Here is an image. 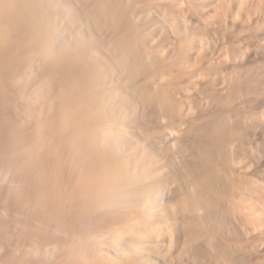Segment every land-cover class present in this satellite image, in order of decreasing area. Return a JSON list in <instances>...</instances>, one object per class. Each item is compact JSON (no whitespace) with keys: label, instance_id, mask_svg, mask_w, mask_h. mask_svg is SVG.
Instances as JSON below:
<instances>
[{"label":"bare ground","instance_id":"1","mask_svg":"<svg viewBox=\"0 0 264 264\" xmlns=\"http://www.w3.org/2000/svg\"><path fill=\"white\" fill-rule=\"evenodd\" d=\"M163 1L0 0V181L6 186H0V213L8 214L0 215V264H169V258L189 257L264 264V224L254 221L255 208L251 214L249 206L257 201L258 178L241 176L230 164L238 145L247 149L259 137L247 133L248 125L255 127L253 133L264 127L259 125L264 124V100L242 107L248 94H257L261 75L257 86L251 79L257 70H243L251 80L237 79L234 75L242 71L235 70L228 83L232 88L217 80L219 91L210 82L220 92L216 95L205 86L210 85L203 82L205 73L194 72L210 91L205 93L210 100L203 98L207 90L191 81L198 102L210 101L201 108L202 120L205 108L216 113L212 119L205 113L210 119L202 124L200 106L195 121V110L187 106L195 102L188 101L193 74L189 97L184 84L178 102L168 95V74L195 58L197 45L162 28ZM219 10L218 16L225 11ZM249 37L235 38L239 45L224 50L249 54L254 42ZM154 38L161 39L165 51ZM227 75L219 77L231 79ZM262 84L258 96L264 97ZM241 92L248 97L240 100ZM238 104L243 109L235 112ZM139 107L141 113L149 110L148 120L139 110L141 117L135 115ZM133 117L155 119V129L124 124ZM245 127L250 142L244 139ZM242 138L249 142L245 147ZM236 149L247 157L246 149Z\"/></svg>","mask_w":264,"mask_h":264},{"label":"rangeland","instance_id":"2","mask_svg":"<svg viewBox=\"0 0 264 264\" xmlns=\"http://www.w3.org/2000/svg\"><path fill=\"white\" fill-rule=\"evenodd\" d=\"M163 1V0H162ZM166 1V2H165ZM168 1V2H167ZM173 3H175V4H172V2ZM164 0L163 1V4H166L165 6V10H164V12H162L163 14L162 15H164V23H163V25H164V27H162V28H164V30H166L167 28H169V29H167V31L168 30H170L171 32L173 31L174 32V34L175 35H177V37L179 36V38H181L182 37V39H183V41H189V42H191V43H196V45H197V52L198 53H194V55H195V58H192V59H190V61H189V63H188V61L187 62H185V64H183V65H185V66H177L178 68L176 69L177 71H171V72H169V73H171V74H168V78H170L171 80L168 82L169 84H170V87L171 88H173L172 86H174V88L172 89V90H174L175 88V90H179V91H172L171 90V88L169 87V85H168V83H167V87H169V92L170 93H168L167 91H166V95H167V93H168V95H169V97H171V98H173V100H175L174 102H178V99H180L179 101H181V98L183 97V92H181L182 93V96L180 95V88H181V90L183 89V87L186 85V87H187V84H188V79L191 77L190 75L191 74H193V77L195 78V79H193L192 77H191V80L189 79V85H191V86H188L189 88H192V86H194L193 84H192V82L191 81H193L194 83H196L197 84V86L198 87H200V89H202V86L205 84V86L207 85V86H211V84H210V82L213 84V82L215 83V89H217V90H221L222 89V87L223 86H225L224 85V83H229L230 82V84H231V80L233 79L232 77H236L237 79H243V78H245V79H243V80H257L259 77H260V75H261V77L260 78H264V76H263V74L262 73H264V69H263V65H264V3L262 4V1L264 2V0H223L224 1V4H223V2H222V0H218V2H217V0H190V2H189V0L187 1V3H184V2H186V1H180L179 2V0ZM175 1V2H174ZM178 1V2H177ZM193 1V2H192ZM195 2V3H194ZM176 3H179V4H176ZM183 3V4H182ZM219 3H220V6L221 5H223V6H225V9H224V7H223V9L225 10H223L222 9V7H219V8H221L220 10H222V11H224L223 12V14H220V16L222 15H224V17L225 18H223L224 19V23L222 22V21H220L221 19H222V16L220 17V16H218L219 15V12L217 13L216 12V10L218 11L219 10V8H218V5H219ZM181 4V5H180ZM185 4V5H184ZM190 4V5H189ZM193 6H192V5ZM213 4V5H212ZM215 4V5H214ZM228 4H229V6H228ZM176 5V6H175ZM229 7H227V6ZM181 7V8H179V7ZM183 6H186V7H183ZM190 6V7H189ZM217 6V7H216ZM259 6V7H258ZM176 7V8H175ZM211 7V8H210ZM179 8V9H178ZM213 8V9H212ZM218 8V9H217ZM169 9V10H168ZM257 9V10H256ZM261 9V10H260ZM214 10V11H213ZM219 10V11H220ZM222 11H220V13H222ZM213 12V13H212ZM217 14V15H213V14H215V13ZM263 13V14H262ZM165 14H166V16H165ZM260 14V15H259ZM230 15V16H229ZM263 15V16H262ZM259 16V17H258ZM213 17H214V19H213ZM217 19H216V18ZM168 18V19H167ZM220 18V19H219ZM227 18V19H226ZM186 21H189V23L188 22H186V23H184L185 22V20ZM215 19H216V21H215ZM222 19V20H223ZM227 21H226V20ZM261 19H263V20H261ZM218 20L220 21V22H222V25H220L221 23H219L218 22ZM182 21H184L183 23H182ZM212 21V22H211ZM215 21V22H214ZM214 22V23H213ZM168 25H167V24ZM182 23V24H181ZM187 23H188V25H187ZM219 23V24H218ZM227 23V24H226ZM191 24V25H190ZM260 24H262V25H260ZM162 25V26H163ZM170 25V26H169ZM210 25V26H209ZM216 26V27H215ZM218 26V27H217ZM223 26V27H222ZM166 28V29H165ZM174 29V30H173ZM262 31V32H261ZM172 32V33H173ZM249 34V35H248ZM242 35V36H241ZM181 36V37H180ZM246 36H250L251 37V39H250V37L248 38V40L249 41H251L252 40V38H254L253 40H254V42L252 41V44H255V45H253V47H252V44L250 45L251 47H249V50H250V52H249V54L251 55H249L248 53H244V52H240V53H244L243 55L242 54H236V55H231L230 53H229V51H225L224 50V47H225V49L226 50H230L231 48H233V47H235V46H233V43L235 42H237L238 43V41L237 40H240V39H246ZM255 36H256V38H255ZM260 38H259V37ZM241 37V38H240ZM237 40H236V39ZM181 39V40H182ZM185 39V40H184ZM261 39H262V41H261ZM154 40H155V42H154ZM154 40H153V42H154V44L159 48V49H161V51L162 50H164V43H162L161 42V39L159 40V39H155L154 38ZM156 40H159V42L158 41H156ZM186 41V42H187ZM261 41V42H260ZM240 42H241V40H240ZM239 42V43H240ZM258 42V43H257ZM159 43V44H158ZM162 43V44H161ZM188 43V42H187ZM227 43V44H226ZM230 43V44H229ZM232 43V44H231ZM234 43V44H235ZM251 43V42H250ZM158 44V45H157ZM161 45V46H160ZM232 45V46H231ZM235 45H239V44H235ZM224 46V47H223ZM229 46L231 47L230 49H228L229 48ZM256 46H257V48H256ZM228 47V48H227ZM255 47V48H254ZM259 47H260V49H259ZM199 48V49H198ZM221 48V49H220ZM251 48V49H250ZM166 49V48H165ZM255 49V50H254ZM251 50H254V52L253 51H251ZM165 51V50H164ZM163 51V52H164ZM223 51H225L224 53H223ZM262 52V54H261V52ZM229 53L230 55H231V57H230V55L228 56V54L227 53ZM253 52V53H252ZM226 53V54H225ZM252 53V54H251ZM222 54H224V55H222ZM194 55H193V57H194ZM241 55V56H240ZM253 55V56H252ZM235 56H236V58H237V56H238V58L237 59H235ZM250 56V57H249ZM234 57V58H233ZM194 59H196L195 61H194ZM202 62H201V61ZM242 60V61H241ZM194 61V62H193ZM197 61V63H195ZM193 62V63H192ZM263 63V64H262ZM198 64V65H197ZM231 66H230V65ZM236 64V65H235ZM253 64H254V66H253ZM256 64V65H255ZM257 64H258V66H257ZM260 64V65H259ZM187 65V66H186ZM234 65V66H233ZM261 65H262V67H261ZM242 66V67H241ZM251 66V67H250ZM255 66H257V67H255ZM194 68L193 70H192V68ZM235 67V69L233 70V68ZM246 67H248L247 68V70L245 69ZM261 67V68H260ZM181 69V71H180V69ZM240 69H242V70H240ZM252 69H254V70H252ZM263 71L262 73H261V70ZM174 70V69H173ZM202 70V71H201ZM229 70H231V72L229 71ZM233 70V71H232ZM235 70H237V71H239V73H241V71H242V75L240 74V76L238 77V72L236 73L237 75H234L233 74V72L235 71ZM246 70V71H250L251 73H253L254 74V71L256 72V70H257V72L254 74V76H253V78H251L250 76H252V75H249L248 74V72H246V77H247V75H248V77L249 78H251V79H248V77L246 78V77H243V75L245 74V72L244 71ZM252 70V71H251ZM258 70H260L259 72H258ZM190 71V72H189ZM199 71V72H198ZM173 72H174V74H173ZM180 72V73H179ZM194 72L195 73H199V74H201L202 72H204L205 74H203V75H205L206 77H209V78H206L205 76V78H203V82H205L206 80L209 82V84L210 85H208L206 82L203 84V85H201L202 84V80L201 79H199V78H201V77H198V76H200L199 74H198V76H196L195 77V75H197V74H194ZM210 72V73H209ZM227 72H229L230 74H228V75H232L231 77H229L228 75H227ZM249 72V73H250ZM257 73H258V77H257ZM176 74H177V77H176ZM178 74L180 75V76H178ZM187 74V75H186ZM207 74H209L208 76H207ZM221 74V76L222 75H227L229 78H231V79H227V80H225V79H221V76L219 77V75ZM174 75V79L172 78V76ZM185 75H186V78H187V76H188V78L187 79H185L184 78V80H183V77H185ZM203 75H201L202 77H203ZM234 75V76H233ZM245 76V75H244ZM180 77V78H179ZM223 77V76H222ZM226 77V76H225ZM240 77H242V78H240ZM179 78V79H178ZM214 78H216V79H214ZM236 78H234V79H236ZM258 79V80H260V81H263V82H261L260 83V81H258V84H257V86L258 85H260V86H262L263 84L262 83H264V80H263V78H262V80L261 79ZM175 79H177L176 81H175ZM206 79V80H205ZM173 80V81H172ZM196 82H195V81ZM205 80V81H204ZM211 80V81H210ZM213 80V81H212ZM217 80H221V82L222 81H224V82H222V84H221V82H217ZM240 80V81H241ZM187 81V82H186ZM226 81V82H225ZM228 81V82H227ZM217 82V83H216ZM172 83V84H171ZM176 83H179V84H176ZM183 83V84H182ZM201 83V84H200ZM260 83V84H259ZM185 84V85H184ZM195 84V85H196ZM199 84L201 85V86H199ZM219 84H221L222 85V87L219 85ZM230 84H228V85H226L225 87L227 88V89H229V88H232L231 86H230ZM175 85L176 86H180V87H178V89H177V87H175ZM212 85V86H213ZM217 85V86H216ZM210 87V88H212V91H211V93L212 92H214L213 90H214V88L213 87ZM229 88H228V87ZM243 86V85H242ZM242 86H241V88H242ZM259 86V89H258V91L257 92H255V93H257V94H254L253 95V92L252 93H250V94H248V88H246L245 86H243L244 88L243 89H241V91L243 90V91H247V94H248V96H246L247 94L245 93V92H241V94H242V97H244V96H246V97H244V98H240V96H239V98H240V100H244V99H246L247 97V102H246V100H245V103H248V104H244V106L242 105V107L244 108L245 106L247 107V106H253V105H255L256 104V101L255 100H257V103L259 102V101H262V100H264V97H262V93H260V95L258 96V92H259V90H260V92H262L261 90H262V88ZM186 87H184V88H186ZM186 88L185 90H187V89H189V88ZM196 88V86L194 87V88H192V90H189V93H188V90H187V92H184V96H185V93H188V95L190 94V92H191V97H190V99L191 100H188V101H192L194 98H195V93H196V95H197V90L194 92V94H193V89H195ZM205 87L203 86V89H204ZM219 88H221V89H219ZM226 88H223V89H225V90H227ZM258 88V87H257ZM165 89H166V87H165ZM197 89H199V88H197ZM248 89V90H247ZM167 90V89H166ZM172 92H177V95L179 96H174V95H172L171 96V91ZM204 90H207V91H205L204 92V94H203V98H206V96H210V94H208V95H206L207 93L206 92H208V93H210V91H209V89H207V87L204 89ZM231 90V89H230ZM230 90H228V91H230ZM184 91V90H183ZM199 91V94L198 95H200L201 93H200V90H198ZM216 91V90H215ZM218 91V92H219ZM203 92V91H202ZM179 93V94H178ZM206 93V94H205ZM215 93V92H214ZM220 93V92H219ZM219 93H215L216 95H218ZM172 94H174V93H172ZM176 95V94H175ZM185 96V97H189V96ZM206 95V96H205ZM257 95V96H256ZM263 95H264V91H263ZM207 97V99L209 98V100H210V97ZM255 98H254V97ZM175 97L176 98H178V99H175ZM197 97V96H196ZM199 97H201L202 98V95H200ZM252 97V98H251ZM261 97V98H260ZM198 98V97H197ZM202 98V101H201V103H199L200 101L199 100H201V99H199L198 98V100L195 98V100H193V101H195L193 104H192V102H189V104L187 105L188 106V108L189 107H191L192 108V110H191V112L193 111V110H195V111H193L192 113L194 114V116H196L197 115V112H198V108L200 107V106H202V107H200L199 109V112H198V114L200 113V111H201V108H202V111H203V107H207L209 104H207V102H210L209 100L207 101V100H205V99H203ZM249 98H251V99H249ZM257 98V99H256ZM248 99L250 100V102L248 101ZM259 99V100H258ZM261 99V100H260ZM253 100L255 101L254 103H252L253 102ZM199 101V102H198ZM204 101H205V103L207 104H205L204 106H203V103H204ZM207 101V102H206ZM196 102H198L197 104H200V105H198L197 106V104H196ZM191 103V104H190ZM252 103V104H251ZM190 105H194L195 107H192V106H190ZM237 106V107H236ZM234 105V111H235V109H237L239 106L241 107V105ZM239 107V108H240ZM240 108V109H243V108ZM208 108V107H207ZM207 108H205L207 111H205L204 112V117L206 118L207 117V119H212V117L216 114H213L212 112H210V108H209V110L207 109ZM146 109V108H145ZM144 109V110H145ZM190 109V108H189ZM187 110V109H185V110H187L186 111V113L188 112V114L190 113L189 111L190 110ZM240 109H238L239 111H242V110H240ZM140 111V113H141V110H140V107L135 111V115L138 113V115H136V116H139V117H141L140 115L141 114H145V115H142L143 117H144V119H145V121L146 120H148V117H146V113L145 112H148L149 110L147 109V110H145L144 112L142 111V113L141 114H139V111ZM213 110V112H216V111H214V109H211V111ZM138 111V112H137ZM201 111V113L200 114H202L203 112ZM209 111V112H208ZM233 110L231 111L234 115L235 114H240V113H235V112H237V111H235L234 112ZM238 111V112H239ZM196 112V113H195ZM208 112V113H207ZM205 113H207V114H209V115H212V116H210V118H209V115L207 116ZM212 113V114H211ZM231 113V114H232ZM147 114H149V112L147 113ZM190 116H191V113L189 114ZM188 115V116H189ZM193 116V115H192ZM191 116V117H192ZM194 116L192 117V118H194ZM199 116V115H198ZM201 116H202V118H203V114L202 115H200L199 117L201 118ZM135 117V116H134ZM134 117H133V119H134ZM191 117H190V119H191ZM259 117V116H258ZM261 117H262V119L264 118V111L262 112V115H261ZM135 118H138V117H135ZM196 118H198L197 116L195 117V121L197 120ZM200 118H198L199 119V121H201L202 120V118L200 119ZM204 118V119H205ZM260 118V117H259ZM132 119V118H131ZM130 119V120H131ZM142 119V118H141ZM141 119H138V120H140V122L137 120V119H134V121L133 120H131L132 122H125L124 124H126L127 126L130 124V126H132V127H137V125H138V127H137V130H140V128H142L141 130L143 131V130H145V129H147V128H151V126H152V129H155V127H154V125H152V124H155V119L153 120V123L152 122H150V121H147V122H145L144 121V119H142L143 121H144V124L145 123H147V125H149V126H147V127H142L141 125L143 124L142 122V120ZM207 119H205V120H202L203 122H202V124L203 123H205V122H208L207 121ZM261 119V118H260ZM260 119H258L257 120V122H256V124L255 123H253L255 126H257L258 124H259V120ZM193 119H192V121H194ZM142 121V122H141ZM155 121V122H154ZM177 121V120H176ZM198 121V122H199ZM205 121V122H204ZM259 121V122H258ZM198 122H196V124L198 123ZM262 123H264V120H262L261 121ZM129 123V124H128ZM135 123H137V124H135ZM142 123V124H141ZM193 123H195V122H193ZM258 123V124H257ZM143 124V125H144ZM151 124V125H150ZM199 124V123H198ZM201 124V123H200ZM199 124V125H200ZM250 125H252V124H249L248 126H249V128H248V126H246L248 129H249V131L251 130L252 131V128L254 127V126H252V128L250 129ZM260 126H264V124L263 125H261V123L259 124ZM140 126V127H139ZM156 126V129L157 130H159L158 128H157V125H155ZM259 126V127H260ZM154 127V128H153ZM246 127H245V129H246ZM139 128V129H138ZM144 128V129H143ZM255 128V127H254ZM244 129V139H245V137H247L249 134H246V131L248 130V129H246L245 130ZM262 129V130H261ZM264 129V127H261L260 129L258 128V127H256V131H254V133H253V131L251 132H247V133H251L252 135H254V134H256V135H258L259 137H255L257 140H259V141H257L255 138V140L252 138L253 136L250 134V138H252V141H251V139H249L248 137V141L250 142H252L251 144H248L247 145V140H244L243 138V140L245 141H240L241 143H245L243 146L245 147V145H247L248 147H247V149H246V147L245 148H243V147H241V145H240V147L242 148V150L243 149H246L245 150V153L247 154L248 153V155H249V152H250V150L249 149H252V148H250L251 146H252V144H254L252 147L254 148V149H252V150H256L255 152L254 151H252L253 153H254V155L256 156H254V157H252V155H253V153L251 154V152H250V156H251V158L250 157H248V155H247V157L245 156V155H243L244 154V152H243V154H241L240 152L241 151H239L238 152V154L236 153V151H237V149L236 148H238V150L240 149L241 150V148L240 147H238L239 145H238V143H237V147L235 148V154L237 155H234V154H232V160L231 161H236V163H237V160H236V158L238 159V161L240 160L241 161V155L242 156H244L243 157V159H242V161L244 162L245 160V163H243L242 161V165L244 166V165H246L245 167H243L244 168V170H242L243 168H240V166H241V164H240V161L237 163V165L239 164L240 166H239V168L241 169V170H238L239 168H236V163H233V162H231L230 164H232V165H234L235 167H233V170H235V172H240V173H242L241 174V176L244 174L245 176L247 175V174H250V176L251 177H253L254 176V180L256 181L257 180V178H258V180L255 182L253 179H252V181L250 180V182H255V185H254V187L256 188V189H254V191H256L257 193H255V194H253V195H255L254 196V198L255 199H253V200H257L258 202H260V201H262V204H260V203H258L259 204V206H258V204H257V201H256V203H252V204H254L255 206H253V205H251V203H250V209H252L251 211H250V213L252 214V212H253V210H254V208H255V213L253 212V214L251 215V214H249V216L251 215V216H253L252 218L254 219V221L255 222H257L260 226H262V224H264V223H261V221L262 222H264V181H263V179H264V158H262V157H264V143H263V141L262 140H264V136H262L261 135V133H263V132H261L260 133V130L261 131H264L263 130ZM253 130H255V129H253ZM258 131V132H257ZM259 133H260V135L262 136V138H261V136L259 135ZM246 135V136H245ZM258 138H261V139H258ZM248 142V143H249ZM241 143H239V144H241ZM251 145V146H250ZM192 146V144L190 145V148H192L191 147ZM250 146V147H249ZM195 147V146H194ZM193 147V148H194ZM259 147V148H258ZM249 148V149H248ZM255 148H257V149H255ZM195 149V148H194ZM193 149H189V151H191V154L192 153H194L195 152V150H193ZM247 150H249L248 152H246ZM151 151V150H150ZM244 151V150H243ZM256 153V154H255ZM263 153V154H262ZM239 154H240V156H239ZM151 155H153V154H151ZM235 157H234V156ZM246 157V159H244ZM158 158V157H157ZM233 158H235V159H233ZM262 158V159H261ZM159 159V158H158ZM253 159V160H252ZM261 159V160H260ZM258 161V162H257ZM262 161V162H261ZM230 162V161H229ZM252 162V163H251ZM260 162V163H259ZM255 163V164H254ZM248 165H250V166H248ZM263 165V166H262ZM252 166H253V168H252ZM238 167V166H237ZM242 167V166H241ZM236 168V169H235ZM246 168V169H245ZM251 170H250V169ZM262 170H261V169ZM254 169V170H253ZM255 170H257L258 172H256ZM242 171H244V172H242ZM248 171V172H247ZM263 171V172H262ZM261 172V173H260ZM247 173V174H246ZM251 173H253V174H255V175H252ZM257 173L259 174L258 176H257ZM243 175V176H244ZM250 176L249 175H247V177L248 178H250ZM259 177H261V179L259 178ZM263 178V179H262ZM251 179V178H250ZM260 181V182H259ZM0 183H1V181H0ZM1 184H3V183H1ZM254 184V183H253ZM253 184H250L251 186L253 185ZM258 184H260V185H258ZM2 188V190H3V188L6 190V186H5V184H3V185H0ZM260 186H263V187H260ZM258 187V188H257ZM259 189V190H258ZM251 190H252V188H251ZM253 191V190H252ZM254 191H253V193H254ZM258 194V195H257ZM260 194H262V196H260ZM262 197V198H260V197ZM258 197V198H257ZM259 198L261 199V200H259ZM255 202V201H254ZM262 208V209H261ZM1 211V210H0ZM259 212V213H258ZM4 213V212H3ZM0 213V215H2V217L4 218V216H5V214L6 213ZM8 213V212H7ZM8 214H6V216H7ZM251 216L249 217L250 219H251ZM248 217V216H247ZM258 217V218H257ZM249 218H247V220L249 219ZM253 219H252V222H254L253 221ZM263 219V220H262ZM249 221H251V220H249ZM257 223H255V224H257ZM250 224H254V223H250ZM9 232H10V230H9ZM10 234V233H9ZM58 250H59V247H58ZM56 252H58V251H56ZM55 252V253H56ZM172 254L173 253H171L170 255L172 256ZM170 256V257H171ZM168 258H169V256H167ZM189 258H191V259H186V258H184V259H179V261L177 262V260L178 259H175V260H171V258H169V264H199V262H200V264H208L209 262H210V260H209V262L207 263L206 262V260H207V258H205L204 260H196L195 258H193V257H189ZM172 259H174L173 257H172ZM195 259V263H192V261ZM183 262H182V261ZM189 260V261H188ZM214 260V259H213ZM213 260H211V264H214L215 263V261H214V263H213ZM174 261V262H173ZM203 261V262H202ZM194 262V261H193ZM209 263V264H210ZM216 264V263H215Z\"/></svg>","mask_w":264,"mask_h":264}]
</instances>
